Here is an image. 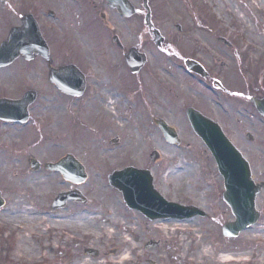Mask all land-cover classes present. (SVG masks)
<instances>
[{"label": "rangeland", "instance_id": "rangeland-1", "mask_svg": "<svg viewBox=\"0 0 264 264\" xmlns=\"http://www.w3.org/2000/svg\"><path fill=\"white\" fill-rule=\"evenodd\" d=\"M8 1L0 2V41L22 25L24 14L32 13L42 22L60 65L84 69L87 89L79 99L48 89L44 102L50 108L43 110L41 120L54 125L43 133L42 147L27 145L17 154L21 161L0 163V190L7 201L0 210V264H264V214L238 238L223 236L224 223L234 220L222 200L223 178L185 112L193 106L217 120L252 162L256 180H264V125L250 103L252 96L264 95V0H150L153 23L165 38L162 47L145 25L142 0H131L138 10L131 20L99 0ZM50 9L56 16L47 15ZM114 35L123 49L112 42ZM62 37H67L65 43ZM131 47L148 57L139 80L125 61ZM188 58L200 61L211 80L203 82L188 72ZM30 77L32 86L45 79L40 71ZM112 85L130 99L127 104L122 97V107L117 106L126 118L120 120L124 127L114 126L102 108L99 92ZM146 89L150 94L141 97ZM61 117L70 125L67 131L60 127ZM153 118L174 126L182 144H168ZM114 139L116 145L111 144ZM134 140L141 142L138 159L130 147ZM153 151L161 155L155 163L150 161ZM68 152H76L86 164L89 179L78 188L89 203L52 214L50 204L58 191L73 184L59 173L31 171L27 153L57 161ZM128 165L151 170L168 200L200 206L209 217L150 221L129 209L108 182L113 170ZM257 204L263 211L264 192ZM151 240L161 245L145 250ZM87 247L100 249L101 256L89 257Z\"/></svg>", "mask_w": 264, "mask_h": 264}, {"label": "water", "instance_id": "water-1", "mask_svg": "<svg viewBox=\"0 0 264 264\" xmlns=\"http://www.w3.org/2000/svg\"><path fill=\"white\" fill-rule=\"evenodd\" d=\"M110 6L116 8L125 17H131L135 8L129 0H109ZM146 7L147 0H145ZM24 26L13 28L7 41L0 45V66L10 63L20 56L30 59L35 54H41L49 58V49L40 33L37 22L31 15L23 18ZM147 24L152 27L150 13L147 15ZM155 41L161 45L164 38L158 30H154ZM118 40L117 38H115ZM127 61L131 70L135 73L146 62L145 55L138 49L132 48L127 55ZM186 64L191 71L206 76L207 73L198 63L187 60ZM80 76V80H78ZM51 80L64 92L80 95L85 87L84 77L73 67L62 68L59 73L52 72ZM33 96L28 93L26 99ZM24 99V101L26 100ZM254 106L264 115V98H252ZM14 110V108H13ZM189 121L196 132L202 138L214 155L219 172L224 178V201L231 207L236 219L227 222L222 227L223 234L227 237H237L240 232L255 224L260 213L256 209V196L264 185L256 184L252 179L250 165L242 153L234 146L223 132L219 124L204 116L194 108L187 109ZM169 143L180 144L181 140L177 131L163 120L156 121ZM251 138L252 136L249 135ZM159 157L158 152H153L151 159L155 161ZM52 170H60L67 179L81 183L86 179L83 167L73 161L70 156L57 164H48ZM110 184L122 192L127 205L131 209L142 212L151 220L156 219H190L195 216L207 217V213L196 206H184L167 201L154 187L153 176L148 170L127 167L116 170L109 176ZM68 200L84 201L78 191L60 194L54 201L52 210L55 211L65 206ZM4 200L0 197V207ZM158 242H150L146 248L158 246ZM88 253L97 255L96 251L87 250Z\"/></svg>", "mask_w": 264, "mask_h": 264}, {"label": "flooded vegetation", "instance_id": "flooded-vegetation-1", "mask_svg": "<svg viewBox=\"0 0 264 264\" xmlns=\"http://www.w3.org/2000/svg\"><path fill=\"white\" fill-rule=\"evenodd\" d=\"M88 1L96 3L98 0H88ZM99 1L103 6L108 5L107 0H99ZM0 2L3 4H6L9 1L8 0H5V1L0 0ZM44 13L46 14L45 11H44ZM137 15L138 14H136L135 17ZM104 17H105V14H102L103 20H104ZM145 17H146V14L144 12V19L143 20H145ZM152 20H153V15H152ZM40 28H41L43 34L47 35V32L44 30V28L42 26V22L40 23ZM49 40L51 43V39H49ZM48 44H49V42H48ZM49 46H50V59L49 60L44 58L43 56L39 55V56H34L31 60H27L26 58H19L15 62H13L12 64H8V65L0 67V163H3V162L8 163V160H10V162L11 161H13V162L21 161V157L19 156L21 154L20 149H23L27 145L34 146V144H35V145H37V146H35L36 148H39L40 146L42 147V144L44 142L43 133L45 131H48L54 125V121L53 122L49 121V119L47 120V122L41 120V118L43 117L42 116L43 110L50 108V105H48V104H46V102H44V97L46 96V92H50V91H48V89H50L51 87L54 90H56L57 92H59V94H65V93H62V91L58 88V86L56 84H54L53 82H51V80H50L51 69L59 71L61 65L59 62L58 55H56V53L54 52V49H53L54 47L52 46V43H51V45L49 44ZM146 65H148V63ZM146 65L144 66L143 69H141L139 71V73L137 75L134 76L135 80L141 79L140 78L141 73L145 69ZM80 68L85 74L84 69L81 66H80ZM39 71L42 73V76H44L45 79H43L42 85L32 86L30 84L31 83L30 82V79H31L30 76H33L34 73L39 72ZM85 76H86V74H85ZM200 80H203V82H208L211 80V78L210 77L205 78V79L200 78ZM14 82H17V84L13 86ZM160 84L161 83H159V85ZM110 85H111V83H110ZM113 86L114 85H112L110 88H114ZM86 89H87V77H86L85 88H84L83 93L80 97H76L74 95H68V94H65V95L71 96L70 98L74 97V98L79 99L82 96H84ZM115 90L117 93L119 91V95L121 94L120 88H116ZM221 90L223 92H225V90H223V89H221ZM30 91L36 92V94L34 95L35 96L34 100L31 101V103H29L27 106H25L24 104H16L17 110L15 111V114H14L15 119H13V118L9 119L8 118L9 117V109L12 108V106H13L12 102H14V101L18 102V101L22 100L23 96L27 92H30ZM103 91H104V89H103ZM101 92H99V94ZM149 94H150L149 90L146 89L145 93H141L140 96L141 97L142 96H148ZM255 96L263 97L264 95H255ZM47 97H49V96L47 95ZM103 99H104V102L107 104L108 99H105L104 97H103ZM7 101H11V102L8 103ZM141 104H143L142 100H141ZM102 108L104 110V104H103ZM10 111H11V109H10ZM261 118H262L263 125H264V117H261ZM69 127H70V125L68 124L67 130ZM38 138L40 139L39 141H38ZM88 139H91V138H88ZM78 140H80V138H78ZM22 143H24V144H22ZM61 143H62V145H68L67 144L68 142H65V140H63ZM68 153H72V154L76 155V152H68ZM17 154H19V155H17ZM27 155H28V157L26 160H28L29 168L31 169V171L41 172L43 170L46 173H51V174L57 173V172L49 171L45 167L46 163L55 162V160L49 159V157H45V158L40 157V159L41 158H43V159L39 160L36 158L35 154H32V153H27ZM32 159H37L38 162L40 163V165L37 167L38 170L32 169V167L30 165V162H32ZM80 160H81V158H80ZM252 167H253V165H252ZM63 179L65 181H67L68 183L73 184V188L70 187L69 189L64 190V191H71V190H74L78 187L75 184V182L68 181L65 178H63ZM261 181L264 182V180H261ZM59 193H60V191H58V194ZM71 204L84 205L82 203H78L77 201H68L66 206L63 209H59L58 211H56L54 213L51 212V213L52 214H58L60 211L65 210ZM85 205H87V204H85ZM99 253H100V255L102 254V251L100 249H99Z\"/></svg>", "mask_w": 264, "mask_h": 264}, {"label": "bare ground", "instance_id": "bare-ground-1", "mask_svg": "<svg viewBox=\"0 0 264 264\" xmlns=\"http://www.w3.org/2000/svg\"><path fill=\"white\" fill-rule=\"evenodd\" d=\"M79 38V36H78ZM260 46H261V49H263V43H260ZM114 88H107V90L105 91H102L100 94L105 98V99H108L107 101V104L104 102V108L106 107L107 109V106L109 107L107 110H105L104 112L106 113L107 116L110 117V111L114 109V107H117V106H121L120 104V99L122 98V96L119 95V91L118 93L116 92V87L113 86ZM116 96V97H115ZM162 98H165L164 96H161ZM129 103V99L127 100V104ZM122 107V106H121ZM115 116H116V119H119V124L117 123H113V125L117 126V125H120L121 127H124L122 125V123L120 122V118H118L117 114L115 113ZM68 126L67 122H65V119H63V117H61V122H60V127L62 129H66ZM154 136L157 137V134L154 133ZM130 147H131V150L133 151L134 155H135V159H138V152L140 150V147H141V142L140 140H134L131 142L130 144ZM127 261L128 258L126 257L125 259H122V263H124V261ZM75 264H78V263H75Z\"/></svg>", "mask_w": 264, "mask_h": 264}]
</instances>
